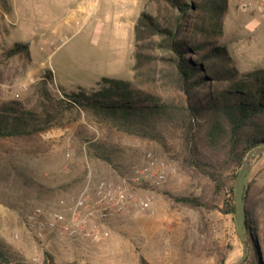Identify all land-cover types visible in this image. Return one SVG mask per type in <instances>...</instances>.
Returning a JSON list of instances; mask_svg holds the SVG:
<instances>
[{"label": "rangeland", "instance_id": "374dc122", "mask_svg": "<svg viewBox=\"0 0 264 264\" xmlns=\"http://www.w3.org/2000/svg\"><path fill=\"white\" fill-rule=\"evenodd\" d=\"M107 4L0 0V106L19 103L48 123L47 130L31 138H0V241L9 248V264H141V258L146 264H235L242 246L234 214L220 210H225L229 186L233 191L231 177L239 169L226 160L225 138L221 135L214 151L204 153L206 165L200 166L222 171L225 186L218 190L187 159L185 99L169 51L154 37L141 47L145 64L133 68L134 24L141 12L156 14L158 7L147 0L133 5L113 0L106 9ZM122 11L129 15L118 30L114 24L123 18ZM188 31L225 47L230 66L239 72L264 68V0H227L218 22L206 6L191 13ZM16 44L26 45L29 55L6 56ZM47 72L52 80L43 90ZM102 77L131 81L169 105L161 135L140 137L125 122L58 103L62 88H96ZM146 152L167 163V180L155 189L129 188L136 200L150 199V210L132 207L112 218L105 240L49 243L38 241L25 228L24 216L35 205L76 194L88 172L94 181L121 183L122 170L140 163ZM209 158L219 162H207ZM251 163L244 179L249 190L246 216L255 256L264 264V152L254 155ZM30 183L33 189L26 187ZM185 197L197 198L200 206L180 202ZM242 264L253 263L249 257Z\"/></svg>", "mask_w": 264, "mask_h": 264}, {"label": "trees", "instance_id": "16d2710c", "mask_svg": "<svg viewBox=\"0 0 264 264\" xmlns=\"http://www.w3.org/2000/svg\"><path fill=\"white\" fill-rule=\"evenodd\" d=\"M147 1L155 4L159 11L156 14L141 12L134 24L133 68L138 69L145 64L147 57L141 47L154 37L169 51L176 69L177 86L185 99L187 159L192 166L206 173L220 190L225 186L222 171L213 169L208 172L205 167H200L206 165L202 156L213 152L217 140L223 135L226 160L239 169L249 151L264 147V68L239 72L230 66L225 47L210 43L208 38L199 39L188 31L191 13L207 6L218 22L226 9L227 0ZM183 33H188V37ZM20 52L29 55L26 45L16 44L6 56ZM51 80V74L47 72L41 82L43 90ZM61 90L64 94L58 103L65 109L89 111L104 119L125 122L140 137L155 139L160 136V129L170 116L169 105L155 101L128 80L102 77L96 88H78L70 92ZM47 125L44 117L25 110L19 103L0 106V138H31L47 130ZM206 161L219 162L211 158ZM129 168L122 170L121 176L127 174ZM31 185L26 187L33 189ZM248 193L245 187L246 204ZM179 200L191 207L200 206L197 198ZM224 207L225 210L220 211L234 214L232 186H229V198ZM244 226L250 243L249 252H252L246 260L250 257L253 264H261L259 256H255L247 216ZM10 257L8 246L0 241V264H9ZM140 261L146 264L143 258Z\"/></svg>", "mask_w": 264, "mask_h": 264}, {"label": "built area", "instance_id": "2783aa9c", "mask_svg": "<svg viewBox=\"0 0 264 264\" xmlns=\"http://www.w3.org/2000/svg\"><path fill=\"white\" fill-rule=\"evenodd\" d=\"M167 176V163L151 152H146L140 163L132 164L118 184L94 181L88 172L76 194L48 205H35L25 214L24 226L38 241L100 242L108 237L107 222L112 218L129 212L132 207L139 212L150 210V199L136 200L129 188H159Z\"/></svg>", "mask_w": 264, "mask_h": 264}, {"label": "water", "instance_id": "95a60500", "mask_svg": "<svg viewBox=\"0 0 264 264\" xmlns=\"http://www.w3.org/2000/svg\"><path fill=\"white\" fill-rule=\"evenodd\" d=\"M264 152V147L257 150H251L247 153L241 167L235 175L233 182V200H234V223L239 242L242 246V254L235 264H242L248 257V242L245 231L246 206L244 201V179L249 172L252 163L251 158L258 153Z\"/></svg>", "mask_w": 264, "mask_h": 264}, {"label": "crops", "instance_id": "0c3cea01", "mask_svg": "<svg viewBox=\"0 0 264 264\" xmlns=\"http://www.w3.org/2000/svg\"><path fill=\"white\" fill-rule=\"evenodd\" d=\"M107 2H108V4H113V0H106ZM119 1H123V0H119ZM135 1L136 0H129V3L131 4V5H133V4H135ZM108 4H107V8L106 9H108ZM105 12L103 13V15L105 16V18L107 17V14H108V12L106 11V10H104ZM129 13V11H127V12H124V11H122V21L120 20V19H118V21H116V23L114 24V25H116L115 27H117V29L119 30L120 29V25L122 24L121 22H124V21H126L127 20V18L126 17H128V14ZM108 19L106 18V21H107ZM105 26H109L108 25V22H105V24H104Z\"/></svg>", "mask_w": 264, "mask_h": 264}]
</instances>
